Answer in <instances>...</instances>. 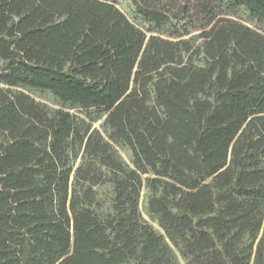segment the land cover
<instances>
[{
    "label": "trees",
    "instance_id": "1",
    "mask_svg": "<svg viewBox=\"0 0 264 264\" xmlns=\"http://www.w3.org/2000/svg\"><path fill=\"white\" fill-rule=\"evenodd\" d=\"M131 1L174 39L111 0H0V264H180L144 175L186 264H264V31L231 16L264 28V0Z\"/></svg>",
    "mask_w": 264,
    "mask_h": 264
},
{
    "label": "rangeland",
    "instance_id": "2",
    "mask_svg": "<svg viewBox=\"0 0 264 264\" xmlns=\"http://www.w3.org/2000/svg\"><path fill=\"white\" fill-rule=\"evenodd\" d=\"M123 13L127 15V17L137 26L142 28L144 31H146L148 34H157L164 38H173V36L170 34V30L168 28H158L155 27L154 24L145 21L143 18H141L138 14L134 11V5L131 0H111ZM233 18L243 21L247 24H250L254 28H258L259 30H263L264 28L260 25L255 23L254 21L250 20L248 17L247 12L241 8L237 13L231 15ZM197 32H194L192 34H195ZM174 39V38H173ZM11 90L13 91H24L26 94H28L35 102H38L42 104L49 112H52L56 109H63L65 111H69L75 118H77L81 123L90 125L91 128L98 129L104 137L108 138V132L106 131L103 120L104 117L102 114H100L99 111L95 109L85 110L83 108L73 106L71 104H63L61 103L54 95L49 92L40 91V90H32L27 87H11ZM112 146L114 147L118 157L120 160L124 161L127 165H132L131 160V153L130 149L126 146H123L121 144L112 142ZM147 175L143 176V187H142V193L139 200V208H140V214L142 219H145L154 229L156 233H160L164 236L165 241L169 244L170 248L173 250V256L174 260L179 262L180 264H186L185 259L181 256L178 248H174L169 239L166 236V233H164L163 228L159 224L158 220L155 219L148 210V204L147 200L148 197L151 194V190L148 189L147 185L145 184V178ZM95 191H97V195L95 197V202L93 203V208L95 211L100 215L107 214L112 211L111 203H112V197H113V191L111 189L110 183H103L99 186L94 187Z\"/></svg>",
    "mask_w": 264,
    "mask_h": 264
}]
</instances>
